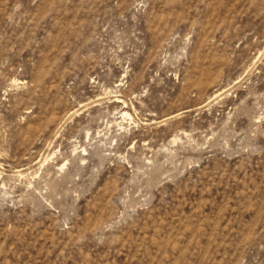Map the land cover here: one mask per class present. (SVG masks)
I'll use <instances>...</instances> for the list:
<instances>
[{"label": "rangeland", "instance_id": "rangeland-1", "mask_svg": "<svg viewBox=\"0 0 264 264\" xmlns=\"http://www.w3.org/2000/svg\"><path fill=\"white\" fill-rule=\"evenodd\" d=\"M0 264H264V0H0Z\"/></svg>", "mask_w": 264, "mask_h": 264}]
</instances>
